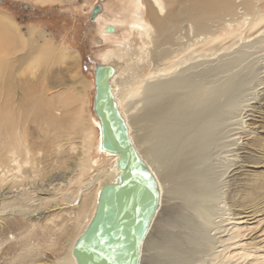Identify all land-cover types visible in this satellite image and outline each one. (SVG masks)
Returning a JSON list of instances; mask_svg holds the SVG:
<instances>
[{"label": "bare ground", "instance_id": "6f19581e", "mask_svg": "<svg viewBox=\"0 0 264 264\" xmlns=\"http://www.w3.org/2000/svg\"><path fill=\"white\" fill-rule=\"evenodd\" d=\"M133 1L131 3L135 8L128 10L130 15L123 16L125 19L117 17L113 19L107 17V19L102 14L100 16L105 22L101 32L105 40L117 37L121 28L126 29L129 35L136 36L133 41L131 39L127 41L125 38V40L115 39V45L120 48L109 51L103 58L109 62L105 65L112 66L114 70L108 79V84L132 146L156 183L158 206L142 239L137 264H190L191 254L188 252L195 248L191 246L193 247L191 249L187 241L186 246L189 244L187 247L191 250L185 249L182 241H186L187 238L196 241L201 255L204 256L203 259L205 258L209 264V261L216 260L220 254L215 246V240L218 238L215 233L214 235L210 233L215 221L224 218L222 216L219 220H214L217 212L223 211L224 215H227V211H230L234 216L232 219L221 220L231 221L229 226L234 228L231 238L240 235L237 228L243 223L239 217L243 212L235 211L232 194L238 192V187L244 180L241 154L246 146L242 141L244 132L238 130L241 123L242 103L246 100L241 87L243 89L247 85L244 82L238 85L237 81L235 84L237 72H233L232 65L240 61L241 57L248 55L247 51L254 45L253 42H247L232 52H224L217 55V58H212L210 44L213 39L218 41L223 35L214 38L209 22H212V17L216 16L220 18L219 26L224 33L238 34L231 25L233 20L223 17L239 14V7L244 4L245 7L249 6L247 15H251V18L257 17L254 21V26H257L262 20L263 12L258 4L261 0ZM143 2L147 9V18L142 12ZM218 5L225 10L222 17L215 10ZM208 13L209 17L206 16ZM10 20L8 16L0 13V51L5 54H13L22 44ZM109 25L114 28L112 32L106 31ZM241 26L240 24L239 27ZM30 30L32 55L36 54L40 62L50 53V42L45 41L46 37L41 30ZM137 37L141 40L140 56L134 59L131 53L135 49L133 44ZM72 58H75L74 54ZM149 67L152 69L147 70ZM229 71L232 72L231 75L227 74ZM246 72L249 71L246 69ZM79 79L83 87L81 96L87 97L86 90L90 84L84 77ZM249 83L250 80L247 84ZM252 95L257 98L256 100H261L260 97L264 94L255 91ZM78 100L81 99L77 98L74 101ZM89 103H91L90 98ZM80 108L75 107L71 112L69 128L76 130L81 127L83 134L80 139L83 142L81 146L79 145L80 150L77 141L71 142L74 144L72 149H78L79 152L73 156L69 151L71 158H77L76 162L69 163V168L71 173L78 174L77 180L83 175L89 177L79 181L80 187L77 190L66 191L73 180L68 178L66 169L55 173L45 171L51 169L46 163V158L49 156L47 153L40 155V152H35L32 156L25 157L21 156V152L29 155L31 151L30 148L23 147L22 149L25 150L21 152L13 149L9 155L0 156L1 210H5L15 202L26 200L32 191V209H11L32 210V215L27 211L24 216L26 220L32 219L30 225L32 229L26 230L24 234L21 231L23 235L19 236L15 244L2 251L1 258L9 256L6 257L4 264H38V260L41 264H79V257L74 253L75 242L90 225L102 188L107 184L117 183L121 171L118 167L119 155L104 149L101 145V130H95L98 132L96 146L98 156L90 161L91 150L94 148V129L92 125L88 126L91 119L89 109H86L85 114V110H79ZM51 111L45 109L44 113L54 121H57L56 118L59 116H66L64 111L61 115L54 113L52 115ZM97 125L100 126L99 120ZM64 140L67 139L61 138L60 142ZM102 159H108V163H102ZM18 174L24 176L22 181L29 179L32 174V187L27 188L22 184V187L12 185L16 187L14 190L1 189L4 183L8 182L9 176L13 177L12 181L15 183L14 178H17ZM59 196L66 201V205L77 210L78 224L72 227L75 228L74 233L68 230V224L62 226L67 243L66 241L62 243L63 238H59V241L48 244L35 238H44L48 241L47 237L56 234V226L52 224L57 223L56 221H52L50 225L34 223V218L36 220L42 217L34 214V210L58 208L61 205L58 203ZM80 202L81 204L76 206ZM44 203L50 206L46 208ZM218 203L222 206L219 207ZM62 209L63 207L59 208ZM258 210H254V213ZM37 226H40L41 230L36 234L34 229ZM183 236L187 238L182 240ZM224 237H221L222 244L228 241V237ZM94 247L95 242L87 244L86 251L89 255L94 253ZM82 248L84 249L83 246ZM48 249L64 250V252L57 260V256L52 259L44 258L43 254H46ZM195 250L199 252L198 248ZM235 252L233 248L231 255L234 258L238 256ZM222 253L227 255V249H223Z\"/></svg>", "mask_w": 264, "mask_h": 264}, {"label": "rangeland", "instance_id": "374dc122", "mask_svg": "<svg viewBox=\"0 0 264 264\" xmlns=\"http://www.w3.org/2000/svg\"><path fill=\"white\" fill-rule=\"evenodd\" d=\"M131 1L134 2L133 0H50L49 2L0 0V13L11 19L14 32L19 36V40L22 41L19 49L13 54H5L0 51V156L9 155L13 149L21 152L25 150L22 149L23 147L30 148L31 152L29 155L21 152V156H32V153L35 152H40V155L47 153V156H49L46 158V163L50 165L51 169H46L45 171L47 173L50 171L55 173L66 169L68 178L73 179L66 189L68 192L77 190L80 187L79 181L89 177L83 175L81 179L77 180L78 174L71 173L69 168V163L76 162L77 159L71 158V155L68 154L69 151L73 156H76L83 142L80 139L83 129L81 127L76 130L69 128L71 112L75 107H81L79 110H85L86 114V109H89V117L91 119L89 118L88 126L92 125L94 129V148L91 150L90 160L92 161L98 156L96 150L98 143L97 131L100 130V126L97 125L99 119L92 105L95 97V65L97 63H109L103 56L111 50L115 51L113 49L120 48L115 45L117 39H126L127 41L131 39L133 41L136 37L129 35L126 29L121 28L117 37H113L112 40H105L101 33L105 22L100 15L102 14L103 17H108L109 19L115 17L125 19L126 14L127 16L130 15V11L135 8ZM143 3L142 12L143 14L145 13L147 18V9L145 2ZM97 4L102 5V11L95 21L92 22L90 20L91 10ZM258 4L263 13L261 16L262 20L257 23L258 25L256 24L257 26H254V21L257 17L251 18V15L248 16L249 6L245 7L244 4H242L243 6L240 5L242 7H239L238 16L226 15L223 17L227 20H233L231 25L235 31H238V34L230 35L224 33L219 26L220 18L216 16L212 17V22H209L212 26L210 30L214 32V38L218 37V35H223L220 40L214 41L213 39L212 44H210L212 53L210 55L212 58H217V55L224 52H232L244 43H254L251 49L247 51L248 55L241 57L240 61L232 65L233 72H237L235 84L238 83L239 85L240 82H244L247 85L243 89L241 87L242 94H245L244 99L246 100L242 103L241 123L238 130L241 133L244 132L242 141L246 146L245 151L241 154L244 180L239 185L238 192L232 194V201L235 202V206L233 203L235 211L243 212L239 216L243 223H240V227L237 228L240 235L237 238H231V234L234 232V228L232 229V226H229L231 221L225 220V222H222L221 220L225 218L232 219L234 216L231 215L230 211H227V215H224L223 211L217 212L216 216L219 217L214 216V220H219L222 216L224 218L217 222L215 221L216 225H212L210 233L212 232V235L215 233L216 238L219 239L215 240V246L220 251V254L217 256V261L214 259L209 261V264H264V0H261ZM177 6H179V3ZM128 10L130 11L128 12ZM215 10L221 17L225 11L219 5ZM117 11L118 13H116ZM206 16L209 17V13ZM240 24L242 25L241 27H239ZM30 29L41 30L46 37L45 41L48 40L50 42V53L40 62H38L36 54L32 55V31ZM133 45L135 49L131 56L137 59L140 56L139 46L141 45V40L137 37ZM73 54L75 58H72ZM151 69L152 67L147 68V70ZM246 69L249 72H246ZM254 69H257V71ZM227 74L231 75L232 72L229 71ZM241 74L244 76L242 77ZM81 77L87 79L90 84L86 90L88 95L84 98L81 96L83 91L79 79ZM122 78L124 77L122 76ZM249 80L252 84H247ZM248 86L250 90L247 89ZM255 91L263 95V97H260L261 100H256L257 98L252 95ZM77 98L81 100L74 101ZM89 98L91 103H89ZM45 109L52 110V115L53 113L61 115L65 112L66 116H59V118H56L57 121H54L46 117ZM96 129L97 131H95ZM61 138L67 140L60 142ZM72 141H77L78 151L72 149L74 145L71 144ZM102 163H108V159H102ZM79 167L81 168V166ZM83 173L85 174V169ZM23 177V175L18 174V177L14 178L16 182L13 183V177L9 176L8 182L4 183L1 189L11 188L14 190L16 189L14 186L22 187L23 185L31 188L32 174L29 179L24 181H22ZM58 203L61 204L58 208L34 210V214L43 217L36 220L34 218V223H39L40 225L48 223L50 225L52 221L57 223L52 224L56 226L57 231L55 235L47 237L48 241L44 240V238L35 239L46 243H54L59 241V238H63L61 242L66 241L65 243H67V239L63 235L64 227L62 226L68 224V230L72 233L75 232V228L73 229L72 227H76L78 224L76 220L77 210L66 205V201L60 196L58 197ZM80 204L81 202L76 204V206ZM48 206L50 205L44 203V207L47 208ZM221 206L220 204L219 207ZM60 207H63V209L59 210ZM12 208L32 209V191L26 200L15 202L12 206L5 208V210H1L0 206V262L2 264L9 257L6 255L7 258L5 256L1 258L2 251H5L8 246L15 244L19 236L23 235L26 230L32 229L30 226L32 219L26 220V217H24L27 211L32 215V210H11ZM254 210L258 211L254 213ZM61 214L63 216H59ZM40 230V226H37L34 232L37 234ZM21 231H23V234ZM218 233L219 235H217ZM221 237H228V241L222 244L223 239ZM185 238L187 237L182 240ZM187 239L182 241L185 249L189 246L190 248L194 246L195 249H200L196 241ZM187 241L190 244H187V246L189 245L188 247L186 246ZM225 248L227 249V255L222 253ZM233 248L238 255L236 258L231 255ZM193 251L188 252V254H191L190 264H208V261L206 262V259H203L204 256L201 255L200 250L199 252L195 250L194 253ZM63 252L64 250L48 249L46 254L43 255L44 258L48 257L50 259L57 256V260L62 256ZM225 256L226 258H223ZM220 259L221 261H219ZM37 263L41 264L39 260Z\"/></svg>", "mask_w": 264, "mask_h": 264}, {"label": "water", "instance_id": "95a60500", "mask_svg": "<svg viewBox=\"0 0 264 264\" xmlns=\"http://www.w3.org/2000/svg\"><path fill=\"white\" fill-rule=\"evenodd\" d=\"M101 11L102 5L97 4L90 20L94 22ZM113 30L111 25L106 27V31ZM95 66L93 108L100 121L101 145L119 155L121 171L117 183L102 188L94 217L75 242L74 253L79 264H137L142 239L158 206L156 183L134 150L116 108L108 84L113 67L98 63ZM89 242H95L92 255L86 251Z\"/></svg>", "mask_w": 264, "mask_h": 264}]
</instances>
